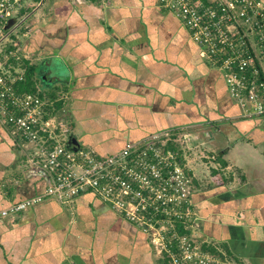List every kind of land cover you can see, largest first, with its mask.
Wrapping results in <instances>:
<instances>
[{
    "label": "crops",
    "instance_id": "1",
    "mask_svg": "<svg viewBox=\"0 0 264 264\" xmlns=\"http://www.w3.org/2000/svg\"><path fill=\"white\" fill-rule=\"evenodd\" d=\"M44 2L20 43L31 84L61 101L54 115L72 130L71 144L107 155L169 132L192 179L190 233L224 264H264V117L243 116L159 0ZM20 143L0 124V209L48 183ZM197 146L216 159L193 160ZM0 264L166 263L143 232L85 193L0 218Z\"/></svg>",
    "mask_w": 264,
    "mask_h": 264
},
{
    "label": "built area",
    "instance_id": "2",
    "mask_svg": "<svg viewBox=\"0 0 264 264\" xmlns=\"http://www.w3.org/2000/svg\"><path fill=\"white\" fill-rule=\"evenodd\" d=\"M36 0H0V70L9 58L25 59L11 32L22 29ZM187 30L198 55L217 69L244 117H264V0H159ZM14 19L11 25L8 21ZM11 43L12 48L7 49ZM19 47V48H18ZM22 52V51H21ZM23 75L0 71V124L28 148L34 173L48 179L44 191L0 209V218L50 199L68 205L91 193L148 238L168 264H224L190 233L196 213L192 179L169 132L153 133L117 152L100 155L75 146L50 104L20 92ZM169 143L174 148L168 146Z\"/></svg>",
    "mask_w": 264,
    "mask_h": 264
},
{
    "label": "trees",
    "instance_id": "3",
    "mask_svg": "<svg viewBox=\"0 0 264 264\" xmlns=\"http://www.w3.org/2000/svg\"><path fill=\"white\" fill-rule=\"evenodd\" d=\"M36 1H39V0H36ZM43 1L44 0H42V2ZM88 1H95V0H88ZM10 37H11L12 40H15L16 39V34H11ZM6 48L7 49H11L12 48L10 42L7 44ZM2 52H0V60H1ZM3 68L4 69H2L0 71H2V72L4 71L5 76H7V75L8 76L9 75H19V74L23 75V80L16 82V88H17L18 91L34 93V94L38 95L40 98L46 100L47 102H49V101H51V100H53L55 98V95L52 94V93L49 94V95H46L44 92L37 91L36 88L30 87V85H32L30 79H32L34 71H33V66L29 65L25 59L21 58L20 60H16L15 58H9V60L6 63H4ZM51 102H53V101H51ZM55 102L56 101H54L52 104L49 102L50 104L46 108V116L45 117L53 116L56 113V111L60 108L61 101L60 102L58 101L56 103ZM168 146L170 148H174L173 147L174 145H172V143H169ZM203 248L205 249L204 245H203ZM206 249L212 255L219 254V251H217L216 248H213V247L209 246ZM220 256H221L222 259H224V257L222 255H220ZM163 259H164L165 263L168 264L167 257H163Z\"/></svg>",
    "mask_w": 264,
    "mask_h": 264
},
{
    "label": "rangeland",
    "instance_id": "4",
    "mask_svg": "<svg viewBox=\"0 0 264 264\" xmlns=\"http://www.w3.org/2000/svg\"><path fill=\"white\" fill-rule=\"evenodd\" d=\"M39 1H41V0H39ZM47 0H45V2H44V4H47V2H46ZM37 1H35V3H36ZM42 3V2H41ZM43 4V5H44ZM41 4H39L38 6H40ZM35 7H30L29 9H28V12L29 13H31V15H30V17H29V19L27 20L28 22L29 21H31L33 18H35V17H37V12H35ZM37 11V10H36ZM24 25V23L21 25V26H23ZM15 30V29H14ZM13 30V31H14ZM11 32L12 34H16V39L20 42V37H21V35H22V33H23V31H22V29H17L15 32ZM20 47V48H19ZM19 49H21V51H20V54L22 55H24V58H29V56H30V54H28V52H25L26 50H24L23 49V47H22V45H21V43H20V45H19ZM1 48V47H0ZM30 60V59H29ZM51 76V75H50ZM36 85L34 84V83H32V88H36L35 87ZM38 91V90H37ZM40 91V90H39ZM43 92V91H42ZM71 131L72 130H67L66 132H65V136L66 137H71ZM208 145V144H207ZM209 147H210V145H208ZM205 148L207 147L206 145L204 146ZM192 148V147H191ZM198 146H197V149H194L193 151H195V153L192 155V157H194V159L193 160H195L196 158L199 160V162L200 163H204L203 162V160L206 162L207 160H215L216 159V157L215 158H212L211 157V155L210 154H208V152H203V150L202 149H199L198 150ZM208 148V147H207ZM191 150V149H190ZM203 154V155H202ZM192 159V158H191ZM203 165V164H202ZM205 169H206V167H205ZM229 169H231V170H233V172L234 171H237L236 170V167L235 166H230L229 167ZM206 172V171H205ZM235 173V175H237V173L236 172H234ZM239 174V173H238ZM206 176H207V174H205ZM236 178V177H235ZM239 179V176H238V178H236V180H238ZM205 181V180H204ZM195 210V209H194ZM196 211V210H195Z\"/></svg>",
    "mask_w": 264,
    "mask_h": 264
},
{
    "label": "water",
    "instance_id": "5",
    "mask_svg": "<svg viewBox=\"0 0 264 264\" xmlns=\"http://www.w3.org/2000/svg\"><path fill=\"white\" fill-rule=\"evenodd\" d=\"M13 22H14V19H10V20L8 21V25H11ZM70 141H71L72 143L76 144L75 139H71Z\"/></svg>",
    "mask_w": 264,
    "mask_h": 264
}]
</instances>
